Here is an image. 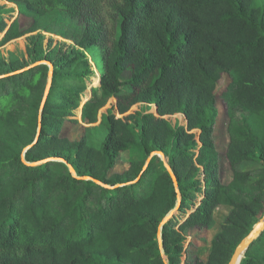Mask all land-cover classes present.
<instances>
[{
    "label": "trees",
    "instance_id": "obj_1",
    "mask_svg": "<svg viewBox=\"0 0 264 264\" xmlns=\"http://www.w3.org/2000/svg\"><path fill=\"white\" fill-rule=\"evenodd\" d=\"M7 1L17 8L0 4V264H228L264 215V4ZM56 28L77 46L45 56L39 32L29 37L30 60L2 51L12 40ZM92 47L101 50L102 71L88 58ZM43 61L54 72L41 110L50 69ZM225 74L228 184L214 138L216 90ZM111 98L117 104L98 126L85 127L79 138L64 134L67 122L80 123L76 110L82 107L84 124L96 123ZM139 103L156 105L158 116L116 115ZM168 115L188 125H174ZM131 150L139 157L118 169ZM178 195L180 218L174 214L163 225L162 247L159 227ZM221 205L230 211L208 259L192 261L188 230L212 228ZM241 264H264V231Z\"/></svg>",
    "mask_w": 264,
    "mask_h": 264
},
{
    "label": "rangeland",
    "instance_id": "obj_2",
    "mask_svg": "<svg viewBox=\"0 0 264 264\" xmlns=\"http://www.w3.org/2000/svg\"><path fill=\"white\" fill-rule=\"evenodd\" d=\"M257 4H264V0H256ZM0 4H7L9 7H16L15 4L9 3L7 0H0ZM108 17L107 20L111 25V20L113 17L112 11H107ZM18 15V11H16L12 16L15 17ZM7 22H11L10 15L7 14ZM22 26L27 27L29 25V22L27 20H24L22 18ZM42 33L44 35V47H45V53L51 54L54 53L55 56H59L63 54L64 52L70 50L73 46H77L76 41L71 37H65V35L61 34L60 30L56 28L52 31H46L44 29H40L38 32L27 34L23 37H20L18 39L12 40L8 44H6L4 47H2V51L4 55L8 58L9 54L11 52H14L16 55H18L20 58L30 60V57L27 52L28 44L30 43L29 37L32 35H35L37 33ZM1 36V35H0ZM33 46V45H32ZM90 54L88 55V58L91 60L93 58L94 66L97 67V70L102 71V53L99 47H92L89 50ZM45 56H48V54ZM52 56V55H51ZM47 62V61H43ZM92 61H90L91 63ZM92 65V63H91ZM92 69L94 72V67L92 65ZM101 73V72H100ZM91 82L93 80V74L91 75ZM231 77L229 75H224L223 78L220 80L218 88L216 90L217 94V105L219 107L220 115L218 117L217 123L215 124V131H214V138L216 142L217 149L219 150V163H220V175L221 180L223 183L228 184L232 178H233V172L230 167V164L226 158V150L228 147V144L230 142V136H229V126H230V117L227 115L226 112V104L224 100L221 98L222 92L225 90L226 86L230 83ZM90 88V87H89ZM92 92V90H91ZM87 95V91H86ZM87 98L86 96L84 99ZM117 99L111 98L107 105L104 106L98 114V121L96 123L92 124H84L82 122V108L80 107V113L79 109L76 110V118L79 119L80 123H72L67 122L66 127L64 129V134L69 136L70 138H79V136L83 133L84 128L87 126H98L101 122V117L103 113H106L109 108L112 106H116ZM139 110H147L148 112H155V105H147L143 103H139L134 105L129 112L126 114H119L118 111L115 109L116 115L118 117H124L125 115H128L129 113H134ZM158 116V114L156 113ZM168 119L171 120V122L175 125L176 123L186 125L185 122L182 121L179 117L176 119L172 117V115H168ZM238 124H242V117H239L237 119ZM103 129V128H101ZM194 132L199 133L198 130H194ZM95 146H99L100 143H93ZM139 157V152L134 151H126L122 154L119 160V165L117 166L118 169L126 168L129 165V162L133 159H137ZM230 211V207L224 205L220 206L215 210L214 216H215V223L212 228H194L189 229L187 232V240H186V248L188 249V252L191 256L192 261L196 259V257L201 258L203 260H207L208 256L211 251V242L214 236L221 230L222 223L224 219L226 218L228 212ZM177 217H179L180 213H175ZM180 218V217H179Z\"/></svg>",
    "mask_w": 264,
    "mask_h": 264
},
{
    "label": "water",
    "instance_id": "obj_3",
    "mask_svg": "<svg viewBox=\"0 0 264 264\" xmlns=\"http://www.w3.org/2000/svg\"><path fill=\"white\" fill-rule=\"evenodd\" d=\"M45 63V62H43ZM48 65H49V79H48V85H47V88H46V91H45V95H44V98H43V101H42V104H41V110L44 108L45 106V103H46V100H47V96H48V93H49V89H50V86H51V82H52V78H53V72H54V65L50 62H46ZM101 80V78H100ZM91 90H92V87H91ZM91 96H92V92H91ZM90 96V97H91ZM89 97V98H90ZM88 100V99H87ZM86 102V100L84 101V103ZM155 111L156 113L158 114V108L157 106L155 105ZM153 112V111H152ZM130 114V113H129ZM182 114V113H180ZM81 116H82V112H81ZM166 118V117H165ZM188 125V121L186 123V126ZM194 132V131H193ZM38 140V137L36 138V140L31 144L29 145L27 148H30L31 146H33ZM157 154H159L163 161H164V164L165 166L167 167L168 171L170 172L171 176H172V179L174 181V184H175V187H176V191L179 192V185H178V182H177V177L176 175L174 174V172L172 171L171 169V166L167 163L166 159H165V156L161 153V152H157ZM154 155V154H153ZM152 155V156H153ZM150 160V159H149ZM149 160L147 161L145 167L143 170L146 169L147 167V164L149 162ZM59 161H62L64 163H66V165L68 166L69 170L74 174L76 175V172L73 168V166L66 160L64 159H59ZM30 164H35V163H30ZM142 176V173L138 176V178L136 180H134L133 182H136L138 181ZM87 179L89 177H86ZM180 201H181V197L180 195H178V201H177V205L176 207L170 211V213L164 218V220L161 222L160 224V227H159V232H158V236H159V241H160V244L161 246L163 247L162 245V228H163V225L171 218L173 217V215L178 211V208L180 206ZM264 231V215L254 224V226L252 227V229L250 230V232L241 240V242L237 245L230 261L228 264H241V261L242 259L245 257V254L247 252V250L250 248V246L255 242L256 239H258V237L261 235V233ZM168 263V262H167Z\"/></svg>",
    "mask_w": 264,
    "mask_h": 264
},
{
    "label": "bare ground",
    "instance_id": "obj_4",
    "mask_svg": "<svg viewBox=\"0 0 264 264\" xmlns=\"http://www.w3.org/2000/svg\"><path fill=\"white\" fill-rule=\"evenodd\" d=\"M101 78V77H100ZM100 82V81H99ZM92 87V85L90 86V88ZM82 108V107H81Z\"/></svg>",
    "mask_w": 264,
    "mask_h": 264
},
{
    "label": "built area",
    "instance_id": "obj_5",
    "mask_svg": "<svg viewBox=\"0 0 264 264\" xmlns=\"http://www.w3.org/2000/svg\"><path fill=\"white\" fill-rule=\"evenodd\" d=\"M165 117L168 119L169 116H165Z\"/></svg>",
    "mask_w": 264,
    "mask_h": 264
},
{
    "label": "crops",
    "instance_id": "obj_6",
    "mask_svg": "<svg viewBox=\"0 0 264 264\" xmlns=\"http://www.w3.org/2000/svg\"><path fill=\"white\" fill-rule=\"evenodd\" d=\"M155 113V112H154ZM132 151V150H131ZM222 206V205H221ZM220 207V206H219ZM229 213V212H228ZM228 215V214H227Z\"/></svg>",
    "mask_w": 264,
    "mask_h": 264
}]
</instances>
